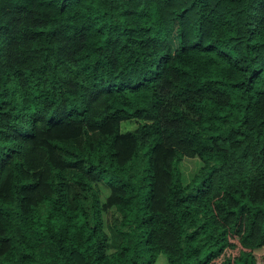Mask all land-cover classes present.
I'll list each match as a JSON object with an SVG mask.
<instances>
[{"label":"trees","instance_id":"1","mask_svg":"<svg viewBox=\"0 0 264 264\" xmlns=\"http://www.w3.org/2000/svg\"><path fill=\"white\" fill-rule=\"evenodd\" d=\"M263 244L264 0H0V264H256Z\"/></svg>","mask_w":264,"mask_h":264},{"label":"rangeland","instance_id":"2","mask_svg":"<svg viewBox=\"0 0 264 264\" xmlns=\"http://www.w3.org/2000/svg\"><path fill=\"white\" fill-rule=\"evenodd\" d=\"M135 126V120L129 119L121 121L120 128L122 130L124 129H130ZM90 139H95L96 134L90 133L89 135ZM81 140V136L74 138L72 141L79 145ZM201 165V161L196 157H186L182 156L178 161V169H179V176L181 183H186L189 181V179L192 177V175L195 173L197 167ZM99 186V196L102 199L107 194V189H105L103 184H98ZM113 215L116 216V213L114 210H111ZM111 211H107V213L104 215V230L108 234L107 244L105 251L109 252L112 250L116 243V235L114 234V231L112 230V225L114 224V217L112 216ZM255 252V262L256 264L261 263V255L264 253V244L257 250H254ZM158 261V264H162L163 261ZM156 261V262H157Z\"/></svg>","mask_w":264,"mask_h":264}]
</instances>
